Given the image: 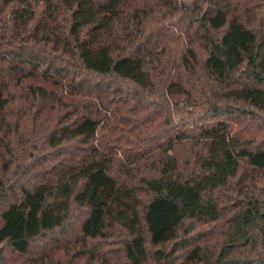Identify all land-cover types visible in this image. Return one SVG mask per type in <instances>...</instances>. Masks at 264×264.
<instances>
[{"label":"trees","instance_id":"1","mask_svg":"<svg viewBox=\"0 0 264 264\" xmlns=\"http://www.w3.org/2000/svg\"><path fill=\"white\" fill-rule=\"evenodd\" d=\"M0 264H264V0H0Z\"/></svg>","mask_w":264,"mask_h":264}]
</instances>
